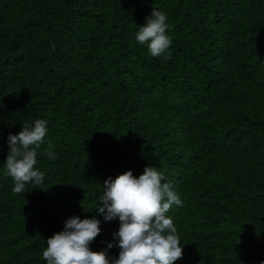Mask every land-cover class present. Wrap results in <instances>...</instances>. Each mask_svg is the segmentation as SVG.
<instances>
[{
  "label": "trees",
  "instance_id": "obj_1",
  "mask_svg": "<svg viewBox=\"0 0 264 264\" xmlns=\"http://www.w3.org/2000/svg\"><path fill=\"white\" fill-rule=\"evenodd\" d=\"M154 8L170 59L135 39ZM217 57L227 80L212 101L203 63ZM38 119L44 183L14 194L8 136ZM181 143L195 158L186 189ZM148 166L183 199L167 214L176 264L264 262V0H0V264H46L47 239L74 216L99 219L90 247L118 258L119 220L96 210L103 184Z\"/></svg>",
  "mask_w": 264,
  "mask_h": 264
},
{
  "label": "clouds",
  "instance_id": "obj_2",
  "mask_svg": "<svg viewBox=\"0 0 264 264\" xmlns=\"http://www.w3.org/2000/svg\"><path fill=\"white\" fill-rule=\"evenodd\" d=\"M168 30L166 14L154 8L145 24L139 27L135 39L147 46L152 57L170 59V53L165 56L172 45ZM233 65L237 67L238 64ZM203 67L213 75L215 93L209 99L217 101L225 93L223 87L227 78L222 70L223 62L218 57L210 58ZM231 114L232 111L229 117ZM47 135V124L42 119L32 125L22 124L19 133L9 134V153L4 166L5 174L12 178L14 194L24 192L28 184L35 189L44 183L45 174L37 167V149L45 143ZM186 146L181 143L178 147L183 156L182 169L186 171L184 176L179 173V181L185 180L180 185L185 189L188 170L195 166V158L189 154L188 147L181 150ZM52 148L49 143L45 155L54 160ZM165 179L157 167L148 166L138 178L129 170L104 182L96 210L106 221L119 220V230L113 233L120 249L118 258L112 256L110 259L108 251H102L98 243L94 248L100 251L90 247L102 232L99 219L74 216L66 220L63 231L47 239L42 253L46 264H176L183 258L184 247L172 217L167 214L173 205L182 206L183 199L178 190L177 194L172 190L173 182L164 183ZM113 246V243L107 245L109 249Z\"/></svg>",
  "mask_w": 264,
  "mask_h": 264
}]
</instances>
